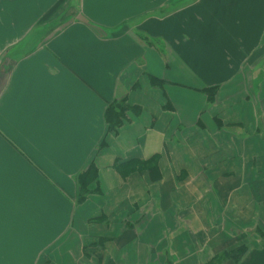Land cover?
<instances>
[{"label":"crops","instance_id":"obj_1","mask_svg":"<svg viewBox=\"0 0 264 264\" xmlns=\"http://www.w3.org/2000/svg\"><path fill=\"white\" fill-rule=\"evenodd\" d=\"M0 264H264V0H0Z\"/></svg>","mask_w":264,"mask_h":264},{"label":"trees","instance_id":"obj_2","mask_svg":"<svg viewBox=\"0 0 264 264\" xmlns=\"http://www.w3.org/2000/svg\"><path fill=\"white\" fill-rule=\"evenodd\" d=\"M215 89V88H214ZM212 89H206L209 95H211ZM133 112L136 115H139L140 110L134 106L129 105L125 100L124 101H115L111 103L107 111V122L110 129L117 131L118 128L122 127L125 122L129 119L128 112ZM97 181V171L94 165L83 172L79 177V186L78 191V200L79 202H84L87 198V195L91 192L89 186L93 182Z\"/></svg>","mask_w":264,"mask_h":264},{"label":"rangeland","instance_id":"obj_3","mask_svg":"<svg viewBox=\"0 0 264 264\" xmlns=\"http://www.w3.org/2000/svg\"><path fill=\"white\" fill-rule=\"evenodd\" d=\"M61 16H62V15H60L57 19L61 18ZM54 18H55V16H52V17L50 18V20L48 19V20H49L48 22H51V20H53ZM62 18H63V17H62ZM62 18H61L60 20H61L62 22L65 21V20H62ZM42 20H43V21L40 23V25H42L43 23H45V22H44L45 20H44V19H42ZM48 22H47V23H48ZM54 25H55V24H54ZM55 26H60V25L56 24ZM55 26H54L52 29H54Z\"/></svg>","mask_w":264,"mask_h":264},{"label":"bare ground","instance_id":"obj_4","mask_svg":"<svg viewBox=\"0 0 264 264\" xmlns=\"http://www.w3.org/2000/svg\"><path fill=\"white\" fill-rule=\"evenodd\" d=\"M229 180H230V179H229ZM258 258H260V256H256V257H255V259H258Z\"/></svg>","mask_w":264,"mask_h":264}]
</instances>
